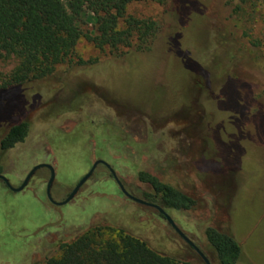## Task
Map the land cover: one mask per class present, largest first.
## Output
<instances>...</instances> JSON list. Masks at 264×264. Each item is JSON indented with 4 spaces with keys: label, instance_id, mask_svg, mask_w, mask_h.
<instances>
[{
    "label": "rangeland",
    "instance_id": "obj_1",
    "mask_svg": "<svg viewBox=\"0 0 264 264\" xmlns=\"http://www.w3.org/2000/svg\"><path fill=\"white\" fill-rule=\"evenodd\" d=\"M185 1L186 28L167 48L159 39L155 51L134 54L132 62L83 68L82 83L71 77L67 62L47 79L48 96L34 103L28 90L22 101L18 91L1 97L0 141L8 129L2 121L11 115L29 125L22 145L0 150L2 176L18 187L33 167L50 165L51 198L58 203L95 161L107 163L137 198L151 192L136 179L138 172H148L197 200L190 212L167 214L210 264L217 263L204 241L207 227L240 243V264H264V84L253 74L264 65V0H236L240 9L222 22L229 34L211 57L217 65L207 79L199 77L201 55L210 27L219 22L217 1ZM177 8L174 0H142L126 15L159 23L165 15L177 20ZM68 15L83 33L96 35L91 14ZM129 51L99 50L81 39L71 62L123 61ZM18 63L15 56L0 58V85ZM238 68L253 77L248 81L241 73L237 83L228 80ZM49 175L47 169L37 171L19 193L0 182V264H43L59 255L61 244L97 225L123 229L158 253L200 264L167 222L123 196L103 166L61 207L47 199Z\"/></svg>",
    "mask_w": 264,
    "mask_h": 264
},
{
    "label": "trees",
    "instance_id": "obj_2",
    "mask_svg": "<svg viewBox=\"0 0 264 264\" xmlns=\"http://www.w3.org/2000/svg\"><path fill=\"white\" fill-rule=\"evenodd\" d=\"M141 1L67 0L66 7L63 0H0V58L15 56L19 62L8 80L0 85V98L18 91L21 92L18 97L22 101L25 100L23 94L25 90L29 91L28 98H31L33 103L47 97L52 89L47 86V79L53 75L57 67L67 62L71 77L82 83L79 73L83 68L90 69L114 61L132 62L134 54L155 51L159 39L163 48H167L170 38L186 28L184 14L186 1L174 0V4L178 6L177 20H171L165 15L159 23L151 20L138 21L126 15L130 5ZM159 1L163 5L167 0ZM216 1L214 17L219 22L217 27H210L209 45L201 55L202 63L208 70L204 66L199 77L205 79L217 65V62L211 61L212 55L222 45L224 34H229L228 26H223L222 22L236 15L240 9L236 0ZM68 12L76 15L91 14L94 17L96 35L83 33L77 23L69 17ZM81 39L87 40L99 50L104 48L117 50L123 47L131 51L126 54L127 60L123 61L78 60L73 63L71 59ZM262 67L264 68V65ZM256 71L253 73L256 75L254 79L264 84V73L258 67ZM236 72H239L238 75ZM236 72L227 75L228 80L237 83L241 79V73L246 75L245 80L249 81L253 77L243 69L238 68ZM244 112L247 113L245 108ZM259 116L261 119V115ZM19 117L11 115L2 121L8 124L7 132L0 141V150L3 152H10L17 145H22L28 136L29 125L19 121ZM261 120L263 125L264 121ZM2 173L0 166V175ZM136 179L151 191L143 192L142 197L138 199L157 205L166 213L167 210L190 212L197 206V200L161 182L148 172H138ZM145 208L166 222L156 210ZM204 241L214 254L217 264L241 263L242 247L231 234L207 227L204 230ZM59 252L57 257L47 258L43 264H191L154 251L146 242L126 233L123 229L115 230L98 225L88 227L69 243L61 244ZM199 261L200 264H204L203 261Z\"/></svg>",
    "mask_w": 264,
    "mask_h": 264
},
{
    "label": "water",
    "instance_id": "obj_3",
    "mask_svg": "<svg viewBox=\"0 0 264 264\" xmlns=\"http://www.w3.org/2000/svg\"><path fill=\"white\" fill-rule=\"evenodd\" d=\"M98 166H103L105 167L109 173L111 174V176L113 177L115 183L117 184L119 190L121 191V193L130 201L144 206V207H149V208H153L155 209L161 216H163L166 220V222L170 225V227L175 231V233L183 239V241L194 250V252L200 257V259L203 261L204 264H210L209 261L207 260V258L203 255V253L178 229V227L175 225L174 221L171 219V217L165 212V210H163L162 208H160L157 205L151 204V203H147L141 199L135 198L133 196H131L124 188V186L122 185V183L120 182V180L118 179V177L116 176L115 172L113 171V169L105 162L98 160L95 161L92 165V167L90 168L89 172L84 175L81 180L77 183V185L74 187V189L69 193V195L67 196V198L62 201V202H54L51 198V188L53 186V182H54V170L50 165H45V164H40L37 165L35 167H33L28 174L26 175L25 179L23 180V182L20 184V186L18 187H12L10 185V183L8 182V180L6 178H4L2 175H0V181H2L6 188L14 193H19L21 191H23L27 185L29 184L30 180L34 177V175L37 173V171L41 170V169H47L50 173L49 175V179L47 181V185H46V196L48 201L56 206V207H61L64 206L68 203H70L75 196L78 194L79 190L83 187V185L86 184V182L93 176L96 168Z\"/></svg>",
    "mask_w": 264,
    "mask_h": 264
},
{
    "label": "flooded vegetation",
    "instance_id": "obj_4",
    "mask_svg": "<svg viewBox=\"0 0 264 264\" xmlns=\"http://www.w3.org/2000/svg\"><path fill=\"white\" fill-rule=\"evenodd\" d=\"M258 68L260 69V71L262 72V73H264V68L262 67V66H258ZM105 168V167H104ZM109 172V171H108ZM110 174V173H109ZM110 176H111V174H110ZM117 176V175H116ZM112 177V176H111ZM118 177V176H117ZM112 179H113V177H112ZM119 179V178H118ZM114 180V179H113ZM0 182H2V181H0ZM115 182V181H114ZM121 182V181H120ZM3 183V182H2ZM3 185L5 186V184L3 183ZM117 185V184H116ZM123 185V184H122ZM124 186V185H123ZM5 188H6V186H5ZM125 188V187H124ZM126 190V189H125ZM127 191V190H126ZM121 192V191H120ZM128 192V191H127ZM129 193V192H128ZM130 194V193H129ZM131 195V194H130ZM124 196V195H123ZM131 196H133V195H131ZM125 197V196H124ZM134 197V196H133ZM126 198V197H125ZM136 198V197H135ZM129 200V199H128ZM130 201V200H129ZM132 202V201H131ZM134 203V202H133ZM141 206V205H140ZM144 207V206H143ZM147 208H149V207H147ZM151 209H153V208H151ZM153 210H155V209H153ZM164 218V217H163ZM165 219V218H164ZM168 224V223H167ZM169 225V224H168ZM170 226V225H169ZM171 228V227H170ZM173 230V229H172ZM174 231V230H173ZM181 231V230H180ZM175 232V231H174ZM182 232V231H181ZM183 233V232H182ZM176 234V233H175ZM184 234V233H183ZM177 235V234H176ZM178 236V235H177ZM179 237V236H178ZM180 238V237H179ZM182 241H183V239L182 238H180ZM184 242V241H183ZM185 243V242H184ZM193 243V242H192ZM186 244V243H185ZM187 245V244H186ZM188 246V245H187ZM189 247V246H188ZM190 248V247H189ZM192 249V248H191ZM193 250V249H192ZM194 251V250H193Z\"/></svg>",
    "mask_w": 264,
    "mask_h": 264
}]
</instances>
